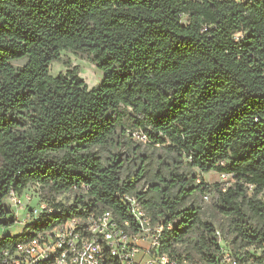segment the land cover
I'll list each match as a JSON object with an SVG mask.
<instances>
[{"label": "trees", "instance_id": "1", "mask_svg": "<svg viewBox=\"0 0 264 264\" xmlns=\"http://www.w3.org/2000/svg\"><path fill=\"white\" fill-rule=\"evenodd\" d=\"M68 51L103 81L89 88ZM54 62L67 72L52 75ZM129 128L174 159L154 195L139 189L146 156L125 174L120 149L141 145ZM211 171L235 185L200 180ZM32 185L62 211L0 237V253L87 211L131 219L126 191L164 224V252L223 264L220 232L238 264H264V0H0V227L17 223L9 194ZM69 192L71 203L55 202ZM207 192L225 223L192 201Z\"/></svg>", "mask_w": 264, "mask_h": 264}, {"label": "built area", "instance_id": "2", "mask_svg": "<svg viewBox=\"0 0 264 264\" xmlns=\"http://www.w3.org/2000/svg\"><path fill=\"white\" fill-rule=\"evenodd\" d=\"M126 136L133 142L151 144L141 128L127 129ZM220 174L223 179L234 178L232 174ZM118 196L131 219L121 220L108 209L75 215L30 240L3 249L0 264H201L186 255L164 252V224L154 222L137 195L125 191L118 192ZM211 197L210 192L204 195L206 200ZM24 198L30 199L25 192L20 195L12 191L8 196L13 207L26 210ZM39 211L34 209L26 214L25 226L40 218ZM61 211L53 209L51 213ZM218 236L222 263L238 264L235 256L225 249L220 232Z\"/></svg>", "mask_w": 264, "mask_h": 264}, {"label": "rangeland", "instance_id": "3", "mask_svg": "<svg viewBox=\"0 0 264 264\" xmlns=\"http://www.w3.org/2000/svg\"><path fill=\"white\" fill-rule=\"evenodd\" d=\"M62 56L65 60H69L72 63V67L78 66L80 68V76L84 79L89 88H93L103 81V72L88 59L87 55L81 53L76 54L74 52L68 51L64 52ZM67 70L68 67H66L63 62H54L51 67V74L54 76H57L60 73L65 74ZM132 146L130 148L124 146L120 149V152H122L123 154V158L129 160V162L127 161V163L129 164H126L125 174L135 173L138 170L140 164L139 155L146 156V174L145 177L141 180L139 189L141 191L149 192L150 195H154V183L156 182V175L160 172L168 171L167 169H170L173 166L174 159L171 155H168L166 153L163 147L141 144L140 149L138 150V154L135 155ZM114 151L116 152L117 149H115ZM100 155L102 156L103 161L105 163H108L109 152L106 150H101ZM185 169L189 171V166L186 160L184 161V166L181 169V172ZM194 171L200 174V171ZM201 177V181H204L206 184L212 186L218 185V187L224 191H226L229 187L235 185L234 178L223 179L221 174L216 171L201 174ZM25 194L30 197V199H23L25 204H27L26 210L13 207L11 205L10 199H6V205L10 206L13 209L17 221H19V223H17L15 226L8 228V230L13 233L12 236L19 235L24 231V228L26 227L24 224V219L28 212H31L34 209H38L40 210L39 217H41L44 213H51V211L53 210V208L51 207V202L53 199L50 198L48 193L43 192L40 187L32 185L27 188ZM75 194V192L56 194L55 202L64 201L66 203H71L75 199ZM204 195L205 194L197 193L192 199V201L194 200L196 201V203L202 206L203 218L207 220H214L216 223H225V217L215 207L213 195L210 200H206L204 198ZM252 195L253 191L251 189L249 191V196ZM262 198L264 200V195ZM0 236L2 237L1 234ZM226 244L227 247H229V244ZM181 252L183 255H186L183 250H181Z\"/></svg>", "mask_w": 264, "mask_h": 264}, {"label": "crops", "instance_id": "4", "mask_svg": "<svg viewBox=\"0 0 264 264\" xmlns=\"http://www.w3.org/2000/svg\"><path fill=\"white\" fill-rule=\"evenodd\" d=\"M0 234L2 235V236H7V235H13V233H11L9 230H8V228H3V227H1L0 228ZM1 237V236H0Z\"/></svg>", "mask_w": 264, "mask_h": 264}, {"label": "water", "instance_id": "5", "mask_svg": "<svg viewBox=\"0 0 264 264\" xmlns=\"http://www.w3.org/2000/svg\"><path fill=\"white\" fill-rule=\"evenodd\" d=\"M7 236H12V235H7Z\"/></svg>", "mask_w": 264, "mask_h": 264}]
</instances>
